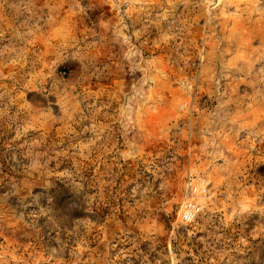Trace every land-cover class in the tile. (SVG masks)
<instances>
[{
	"label": "rangeland",
	"instance_id": "374dc122",
	"mask_svg": "<svg viewBox=\"0 0 264 264\" xmlns=\"http://www.w3.org/2000/svg\"><path fill=\"white\" fill-rule=\"evenodd\" d=\"M0 264H264V0H0Z\"/></svg>",
	"mask_w": 264,
	"mask_h": 264
},
{
	"label": "built area",
	"instance_id": "2783aa9c",
	"mask_svg": "<svg viewBox=\"0 0 264 264\" xmlns=\"http://www.w3.org/2000/svg\"><path fill=\"white\" fill-rule=\"evenodd\" d=\"M186 104V103H185ZM183 106V105H182ZM181 108H183V107H181ZM192 215H193V212H192V210L190 211V212H185V213H183V216H184V218H186V219H190L191 217H192Z\"/></svg>",
	"mask_w": 264,
	"mask_h": 264
}]
</instances>
